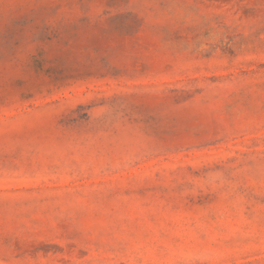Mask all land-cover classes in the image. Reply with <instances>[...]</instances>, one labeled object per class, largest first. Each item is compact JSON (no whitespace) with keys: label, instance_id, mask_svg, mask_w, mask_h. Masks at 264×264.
Listing matches in <instances>:
<instances>
[{"label":"rangeland","instance_id":"rangeland-1","mask_svg":"<svg viewBox=\"0 0 264 264\" xmlns=\"http://www.w3.org/2000/svg\"><path fill=\"white\" fill-rule=\"evenodd\" d=\"M0 264H264V0H0Z\"/></svg>","mask_w":264,"mask_h":264}]
</instances>
